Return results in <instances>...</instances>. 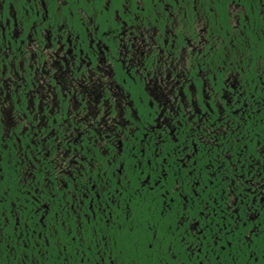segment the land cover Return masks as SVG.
Wrapping results in <instances>:
<instances>
[{"label": "flooded vegetation", "instance_id": "flooded-vegetation-1", "mask_svg": "<svg viewBox=\"0 0 264 264\" xmlns=\"http://www.w3.org/2000/svg\"><path fill=\"white\" fill-rule=\"evenodd\" d=\"M104 4L0 0V264L264 262V2Z\"/></svg>", "mask_w": 264, "mask_h": 264}, {"label": "snow or ice", "instance_id": "snow-or-ice-1", "mask_svg": "<svg viewBox=\"0 0 264 264\" xmlns=\"http://www.w3.org/2000/svg\"><path fill=\"white\" fill-rule=\"evenodd\" d=\"M87 3L92 4L93 0H86ZM113 0H105V4L103 7H109L111 6ZM261 2H264V0H261ZM69 157H71L69 159ZM57 159H60L62 163L60 165H57V167H60L62 172L67 171L68 168H72L77 166L79 157L78 154L76 156H72L71 153H69V156H64L62 153L58 155ZM67 160V168L64 167L63 161ZM77 170L79 168L77 167ZM3 169L0 168V173H2ZM49 176L51 173L48 174ZM147 179H151V177H147ZM3 180V175H0V181ZM91 181H89L90 183ZM178 183V181H176ZM66 186V185H65ZM176 191L178 192L179 189L177 188ZM3 201L0 200V203ZM186 207V205H185ZM128 215L131 217L132 213L129 212ZM142 225L135 222H130L129 227L126 232L123 231L122 225H116V232L112 234V239L115 240L116 233H120V243L123 244L125 241L128 242L131 249L133 251L137 249H144L145 255L151 256L153 251H159L160 247H163V240L164 237H161L159 240L156 239V232L153 230V225H148V228L145 229L143 232L137 231V229L141 228ZM152 230V236L151 238L148 237L147 231ZM249 232L251 233L252 230L250 229ZM69 235H71V232H69ZM252 235H255V233H252ZM251 239V236L248 237ZM105 241L109 239V236L106 234L104 237ZM123 250V249H122ZM170 251V246L168 248ZM261 255H264V249H262ZM252 257L254 258V264H264V262L261 261L259 257L255 256V253H252ZM103 259V257H101ZM110 264H115V260H110ZM129 264H159L158 261L153 262L150 260H143V261H130ZM247 264V261L245 262Z\"/></svg>", "mask_w": 264, "mask_h": 264}]
</instances>
